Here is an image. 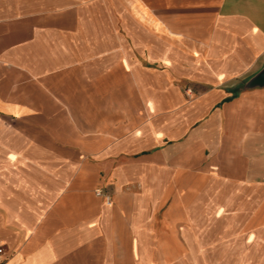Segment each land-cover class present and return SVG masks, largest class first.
<instances>
[{
  "label": "crops",
  "instance_id": "0c3cea01",
  "mask_svg": "<svg viewBox=\"0 0 264 264\" xmlns=\"http://www.w3.org/2000/svg\"><path fill=\"white\" fill-rule=\"evenodd\" d=\"M263 74L264 0H0L3 264H264Z\"/></svg>",
  "mask_w": 264,
  "mask_h": 264
},
{
  "label": "built area",
  "instance_id": "2783aa9c",
  "mask_svg": "<svg viewBox=\"0 0 264 264\" xmlns=\"http://www.w3.org/2000/svg\"><path fill=\"white\" fill-rule=\"evenodd\" d=\"M187 93H191V90H188ZM5 262V251L3 247H0V264Z\"/></svg>",
  "mask_w": 264,
  "mask_h": 264
},
{
  "label": "rangeland",
  "instance_id": "374dc122",
  "mask_svg": "<svg viewBox=\"0 0 264 264\" xmlns=\"http://www.w3.org/2000/svg\"><path fill=\"white\" fill-rule=\"evenodd\" d=\"M182 90H183V93L188 94L187 91H188V90H191V89L188 88V87H184V88H182ZM189 94H190V93H189ZM185 264H188V263H185ZM189 264H190V263H189Z\"/></svg>",
  "mask_w": 264,
  "mask_h": 264
},
{
  "label": "water",
  "instance_id": "95a60500",
  "mask_svg": "<svg viewBox=\"0 0 264 264\" xmlns=\"http://www.w3.org/2000/svg\"><path fill=\"white\" fill-rule=\"evenodd\" d=\"M261 79L263 80V82H264V74L261 76Z\"/></svg>",
  "mask_w": 264,
  "mask_h": 264
}]
</instances>
